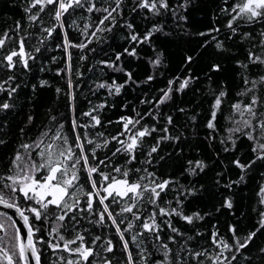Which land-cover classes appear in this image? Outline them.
Returning <instances> with one entry per match:
<instances>
[{"label": "trees", "instance_id": "obj_1", "mask_svg": "<svg viewBox=\"0 0 264 264\" xmlns=\"http://www.w3.org/2000/svg\"><path fill=\"white\" fill-rule=\"evenodd\" d=\"M153 2L158 14L140 7L142 0H120L119 8L116 0H82V7L74 5L58 21L57 4L40 11L41 5L31 7L34 0H0V105H9L0 107V177L11 183L6 177L16 174L17 154L41 163L38 153H47L49 143L58 146L53 151L72 146L77 155L80 143L88 158L87 165L83 160L76 165L79 182L66 198L71 209L49 206L39 220L28 211L39 205L0 187L29 218L41 264H264V159H257L264 156L259 148L264 137L258 127L244 125V120L253 126L264 120V64L253 62L264 60V17L233 20L232 9L243 0H166L167 8ZM105 8L112 15L100 24ZM21 41L24 55L14 56L10 67L6 57L21 51ZM165 93L168 99L160 103ZM253 98L255 119L247 112L241 117L234 105L243 111ZM126 118L139 121L127 132ZM210 121L214 128L207 127ZM145 127L151 134L138 138L129 163L130 154L118 141L130 143ZM26 144L32 147L25 150ZM153 147L157 151L149 155ZM236 161L250 166L242 169ZM88 167L98 169L91 178ZM140 178L149 188L168 184L163 191L157 188L154 203L144 192L132 212L122 211L132 199L103 191L113 179ZM184 216H192V223ZM145 223L153 230L144 229ZM0 224V247L22 264L13 221L0 213ZM72 240L69 249L92 250L86 261L64 248ZM0 264H8L1 254Z\"/></svg>", "mask_w": 264, "mask_h": 264}, {"label": "snow or ice", "instance_id": "obj_2", "mask_svg": "<svg viewBox=\"0 0 264 264\" xmlns=\"http://www.w3.org/2000/svg\"><path fill=\"white\" fill-rule=\"evenodd\" d=\"M117 8H119L120 0H116ZM161 6L164 8H167V2L166 0H160ZM57 4V10L55 11V19L60 20L61 16L64 12H67L69 8H72L75 6H83L82 0H68V2H65V0H34V3L31 7L35 8L37 5H41L40 11L43 10V7L46 5H53ZM95 5H91L89 7V11H92ZM140 7L142 8H150L152 10H156L158 14V9H156V3L153 2L149 4V0H142V3L140 4ZM116 9H113L112 11H115ZM27 11H31V9H27ZM104 12L108 13L106 16L103 17L99 21L100 24H103L105 20H108L109 17L112 15L111 12L108 11V9H103ZM233 12H237V16L233 17V20L246 18L248 21H252L255 19H258L260 17H264V0H243V2L238 3L233 9ZM31 19L35 20L37 17L33 15ZM130 27V26H129ZM229 27H231V24H229ZM102 30V29H97ZM110 30V29H108ZM49 31L50 30H47ZM151 33L146 34L144 37V40L149 39ZM132 41H137L138 37L136 35L131 36ZM143 42V41H139ZM4 44V39H0V47H2ZM85 45H81V47H84ZM217 47H221L220 44H217ZM39 51V49H37ZM127 52V49H125ZM23 56V42L21 41V51L19 53L12 52L10 55L6 57L9 66L13 65V57L14 56ZM129 55H135V51L129 53ZM251 57V54H250ZM117 59H119V55L117 56ZM191 59V58H189ZM259 61L260 63L264 64V60H260L259 57H257L253 62ZM159 59L157 58L154 63L159 64ZM24 66L27 67V61L25 60ZM129 77H131V74H128ZM151 79V77H149ZM264 79V78H262ZM188 84V80H185L181 85L180 89L182 90L184 87H186ZM101 87H104V85H101ZM120 87H116V92L119 93ZM59 91V90H58ZM170 91V89H169ZM221 95H224V93H221ZM166 99H168V94L165 93V96L160 100V103H163ZM257 103L256 99L253 98L251 102L248 105L244 106L243 111H241V105L239 103L234 105V108L237 112L240 113L241 117H243L244 112L250 113L252 118L256 117V112L253 109V105ZM221 104V100L219 98L215 101V107L219 108ZM0 107L7 109L9 105L7 103L0 105ZM89 116H91V113H88ZM264 115V114H262ZM216 117V113H212V120L214 121ZM92 120L95 122V124H99L100 121L97 117L91 116ZM135 123H139V121H133L131 118H126L124 120V130L125 132L129 131L128 126L133 125ZM244 125L246 127L252 128L255 130V127H258L261 132V136L264 137V120H261L258 122V125L253 126L249 120H244ZM208 128H214V124L210 121L207 124ZM155 129H153L154 131ZM240 129H235V131H239ZM124 133H121L123 135ZM150 131L148 128H143V130L137 132L135 135H132L130 137V143L125 144L124 141H118V143L124 145V152L130 154V160L135 159L134 155H131L135 148L138 146V138H143L146 135H150ZM47 135V134H45ZM247 137L249 139H254L251 132L246 133ZM56 139H60L59 136L56 137ZM79 139V137L77 138ZM113 139H116L115 137ZM66 142V140H65ZM2 143V141H0ZM43 141L40 142L42 144ZM89 144L93 143L92 141H88ZM40 144H36L35 147L39 148ZM22 147L27 150L28 148L32 147V145H22ZM47 148V153L44 151H41L38 153L41 159V163L37 164L35 161L31 160V156L29 154L28 162H25V158L21 156L20 154H17L14 159V164L16 168V174L7 176L6 179L10 181L11 183H4L5 178L0 177V187L10 189L13 193L19 191L23 194L24 198L33 200L37 205H39V208L31 207L28 209V211L32 212L37 220H39L42 216V212L47 210L49 206H54L56 208H63V209H71L72 205H70L66 198L71 197L73 194L69 192V189L74 188L76 184L79 182V176H78V169L76 165L80 164L81 160L84 161L85 165L88 163V158L86 155L83 154V145L80 143H77L75 145L76 148L81 149V153L79 155L76 154L72 146H67L64 148H60L58 151H53L54 148H57L58 146L54 145L53 143H49L45 145ZM96 147H100L99 144L96 145ZM259 148L264 150V144H259ZM117 151H121L120 148H117ZM157 149L153 147L151 149V153L156 152ZM255 151V149H254ZM95 153L93 152V156ZM257 159H264V156H258ZM18 162V163H17ZM254 162V161H253ZM191 163V162H190ZM237 166L241 167L242 169L250 166V165H242L239 163V161L235 162ZM196 167H199L201 170H203V164L202 162H197ZM116 172H121L120 168L114 169ZM89 178H91V175L93 173H96L98 169L96 167H88L86 169ZM137 171H139L137 169ZM37 173H43L40 179L36 178ZM103 179L107 181L109 177L107 175H103ZM124 177L128 176V172L124 171L122 173ZM150 176L153 174H149ZM243 179V177H241ZM141 182H132L129 183L127 179H113V181L108 185V187L104 188L103 191L107 192L109 196L113 195V192L116 196H119L121 198L123 197H129V199L133 200V203L130 206H125L122 211L123 212H132L133 208L136 207L135 201L137 199H143L144 198V192H150L151 195L149 196V200L151 202H155L154 198H158L160 195V192L157 191V188H159L161 191H163L168 181H164L158 184H155L154 187L149 188L147 185H144L142 183L143 178H140ZM92 187H96V182L94 180L91 181ZM18 186V187H17ZM143 189V191H141ZM31 193V195H30ZM131 194V196H129ZM96 195H99V193H96ZM50 197V199H49ZM104 198H101L100 203L103 204ZM0 204L9 207V208H15L16 205L13 203H9V200L5 199L4 195L0 193ZM92 201H88V208L91 209ZM226 206L228 208L232 207V204L230 201L226 203ZM104 212H107V206L104 207ZM104 212L100 213V219L103 220L104 218ZM109 218H112V213H107ZM160 214L165 215V210L160 209ZM198 215V214H197ZM20 216L24 221L25 225L29 224V218L25 216L23 211H20ZM58 220H64V215H59L56 217ZM183 219H185L188 223H192L193 217L192 216H184ZM15 222L13 221V224ZM113 223L115 221L113 220ZM264 226V224H262ZM131 227V226H129ZM4 228L3 224H0V230ZM143 228L149 231L153 230V225L149 223L143 224ZM235 232V229H230ZM175 231V229H174ZM28 237H27V243H25L24 238L20 235V229H15V239L19 241L18 248H19V258L20 261L23 262V264H29V255L26 251V249H31V253L35 259V264H40V257L36 254V249L34 246V243L32 241V235H33V229L31 226L28 227ZM252 235H255V233H252ZM63 239V237H61ZM79 240H83V237H77ZM159 239V237H157ZM75 240L67 241L64 244V248L66 250L78 253L85 261L88 259L89 256L92 255V250L90 248L84 247H77L76 249H69L68 245L69 243H75ZM242 247L244 245H241ZM227 247V245H225ZM163 248L167 249V245H163ZM111 251V248L108 249ZM0 251L3 252L4 257L7 259L8 264H14L12 256L8 255L7 251L5 249H0ZM165 255H167V252H165ZM199 255V253L197 254ZM217 260H219V257H216ZM129 260H131V254L129 253ZM67 264H74L73 261L69 260L67 261ZM75 264H79V261L75 262Z\"/></svg>", "mask_w": 264, "mask_h": 264}, {"label": "water", "instance_id": "obj_3", "mask_svg": "<svg viewBox=\"0 0 264 264\" xmlns=\"http://www.w3.org/2000/svg\"><path fill=\"white\" fill-rule=\"evenodd\" d=\"M5 207L6 206L0 204V213L1 214L4 213L8 217H10L12 221L15 222L14 223L15 227L20 229V235L24 238L25 243H27V237L29 235V233H28L29 224L28 225L24 224V221L20 216V211H21L20 208L15 207L14 211L11 213V212H8ZM3 231H4L3 229L0 230V235L3 234ZM32 239H33V237H32ZM0 249H2V248L0 247ZM26 251L29 255V264H35V259L31 253V249H26ZM0 254L4 257V254L2 251H0Z\"/></svg>", "mask_w": 264, "mask_h": 264}, {"label": "bare ground", "instance_id": "obj_4", "mask_svg": "<svg viewBox=\"0 0 264 264\" xmlns=\"http://www.w3.org/2000/svg\"><path fill=\"white\" fill-rule=\"evenodd\" d=\"M16 207H18L17 205H16ZM6 208V210L8 211V212H13L14 211V208H9V207H5ZM2 214H4V213H2ZM2 235V234H1ZM0 235V236H1ZM32 241H33V243H34V246L36 245V243H35V240H34V237H33V239H32ZM18 243V242H17ZM3 249V248H2ZM36 249V248H35ZM36 254H37V251H36ZM5 258V257H4ZM6 259V258H5ZM6 261H7V259H6ZM8 262V261H7ZM13 262H14V264H15V261L13 260ZM22 262V261H21ZM22 264H23V262H22ZM40 264H41V262H40Z\"/></svg>", "mask_w": 264, "mask_h": 264}, {"label": "rangeland", "instance_id": "obj_5", "mask_svg": "<svg viewBox=\"0 0 264 264\" xmlns=\"http://www.w3.org/2000/svg\"><path fill=\"white\" fill-rule=\"evenodd\" d=\"M255 119V118H254Z\"/></svg>", "mask_w": 264, "mask_h": 264}]
</instances>
